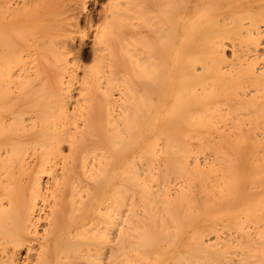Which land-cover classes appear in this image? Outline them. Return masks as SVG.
Here are the masks:
<instances>
[{
	"label": "bare ground",
	"instance_id": "1",
	"mask_svg": "<svg viewBox=\"0 0 264 264\" xmlns=\"http://www.w3.org/2000/svg\"><path fill=\"white\" fill-rule=\"evenodd\" d=\"M0 264H264V0H0Z\"/></svg>",
	"mask_w": 264,
	"mask_h": 264
},
{
	"label": "rangeland",
	"instance_id": "2",
	"mask_svg": "<svg viewBox=\"0 0 264 264\" xmlns=\"http://www.w3.org/2000/svg\"><path fill=\"white\" fill-rule=\"evenodd\" d=\"M87 9H88V11H91V10L93 9V4H92V2L89 3Z\"/></svg>",
	"mask_w": 264,
	"mask_h": 264
}]
</instances>
